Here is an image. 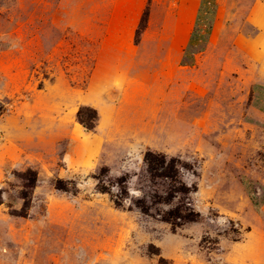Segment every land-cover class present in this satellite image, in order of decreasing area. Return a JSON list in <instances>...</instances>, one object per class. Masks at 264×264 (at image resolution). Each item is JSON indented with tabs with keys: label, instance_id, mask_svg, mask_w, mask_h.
<instances>
[{
	"label": "rangeland",
	"instance_id": "rangeland-1",
	"mask_svg": "<svg viewBox=\"0 0 264 264\" xmlns=\"http://www.w3.org/2000/svg\"><path fill=\"white\" fill-rule=\"evenodd\" d=\"M0 264H264V0H0Z\"/></svg>",
	"mask_w": 264,
	"mask_h": 264
},
{
	"label": "trees",
	"instance_id": "trees-1",
	"mask_svg": "<svg viewBox=\"0 0 264 264\" xmlns=\"http://www.w3.org/2000/svg\"><path fill=\"white\" fill-rule=\"evenodd\" d=\"M76 115L77 120L86 130L95 128L98 115L94 108L82 106L78 109ZM143 162L148 176L152 179L161 180L166 187L164 189V196H158L156 198L158 204L162 203L168 206V209L159 211L160 220L168 223L173 230L181 227L183 224L195 222L199 216L198 213L183 200L188 191L186 190L187 187H185L178 177L179 161L175 158H166L161 153L147 150L144 154ZM98 182V190L102 193H108L117 208H123L124 201L129 198L128 187L126 185L127 179L125 177L120 178L116 181L115 185H112L113 188H117L116 194L110 192V190L108 191L104 185H100V180ZM34 183L35 181L33 180L32 184L34 185ZM59 188L63 189V187ZM131 202L140 212L148 214L150 207L146 205L144 199ZM127 209L132 210L130 207Z\"/></svg>",
	"mask_w": 264,
	"mask_h": 264
}]
</instances>
